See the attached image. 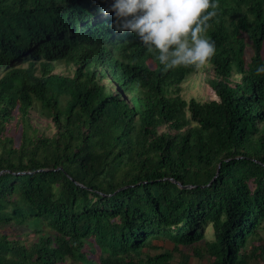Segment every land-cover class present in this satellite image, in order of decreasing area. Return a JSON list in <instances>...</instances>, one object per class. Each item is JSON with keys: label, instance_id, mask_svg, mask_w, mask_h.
<instances>
[{"label": "trees", "instance_id": "1", "mask_svg": "<svg viewBox=\"0 0 264 264\" xmlns=\"http://www.w3.org/2000/svg\"><path fill=\"white\" fill-rule=\"evenodd\" d=\"M112 2L0 0V264L264 261V0H215L212 101L108 27Z\"/></svg>", "mask_w": 264, "mask_h": 264}, {"label": "clouds", "instance_id": "2", "mask_svg": "<svg viewBox=\"0 0 264 264\" xmlns=\"http://www.w3.org/2000/svg\"><path fill=\"white\" fill-rule=\"evenodd\" d=\"M215 0H113L104 10L114 14V31L131 32L165 72L211 65L216 46L207 33L217 16ZM264 74V65L256 75Z\"/></svg>", "mask_w": 264, "mask_h": 264}, {"label": "rangeland", "instance_id": "3", "mask_svg": "<svg viewBox=\"0 0 264 264\" xmlns=\"http://www.w3.org/2000/svg\"><path fill=\"white\" fill-rule=\"evenodd\" d=\"M72 72L73 68L69 65H66L65 63L57 64L55 67V73L70 75L72 74ZM212 77L213 71L210 69V66H206L205 69L194 73L182 83L180 95L186 100H218V96L209 84V79ZM31 119L32 124L38 130V136L52 137L56 133V130L53 127V124L51 123L50 119L45 117L41 113L39 108L32 110ZM31 229H33V226H31L30 230ZM31 237H34V235L31 234ZM205 238L207 240L213 239V230L211 225H208L206 228ZM155 245H158L159 248L146 249L144 250L143 254L156 255L162 252L171 253L174 247V245L169 241L165 244L156 242ZM199 247L201 248L200 254H197L195 252L194 246L181 248V253L173 251L172 255L174 256V258L171 264H210V256L205 253V249L203 246H198V248ZM251 264H264V261H253Z\"/></svg>", "mask_w": 264, "mask_h": 264}, {"label": "water", "instance_id": "4", "mask_svg": "<svg viewBox=\"0 0 264 264\" xmlns=\"http://www.w3.org/2000/svg\"><path fill=\"white\" fill-rule=\"evenodd\" d=\"M219 166H221V165H219ZM219 173V169H218V171H217V174Z\"/></svg>", "mask_w": 264, "mask_h": 264}]
</instances>
